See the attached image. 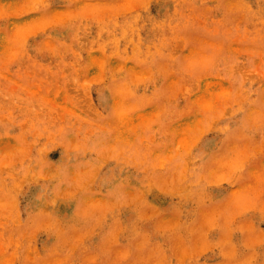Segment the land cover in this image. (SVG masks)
Here are the masks:
<instances>
[{
    "label": "rangeland",
    "instance_id": "374dc122",
    "mask_svg": "<svg viewBox=\"0 0 264 264\" xmlns=\"http://www.w3.org/2000/svg\"><path fill=\"white\" fill-rule=\"evenodd\" d=\"M0 264H264V0H0Z\"/></svg>",
    "mask_w": 264,
    "mask_h": 264
}]
</instances>
